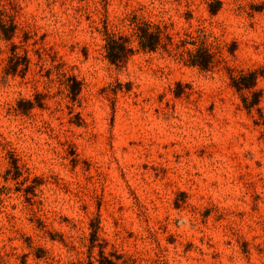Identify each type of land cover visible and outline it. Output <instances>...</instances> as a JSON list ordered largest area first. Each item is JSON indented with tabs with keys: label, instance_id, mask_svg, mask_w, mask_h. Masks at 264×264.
Returning <instances> with one entry per match:
<instances>
[{
	"label": "rangeland",
	"instance_id": "obj_1",
	"mask_svg": "<svg viewBox=\"0 0 264 264\" xmlns=\"http://www.w3.org/2000/svg\"><path fill=\"white\" fill-rule=\"evenodd\" d=\"M3 3L17 29L0 39V264H82L99 248L135 264H264V127L228 78L264 67V0ZM141 23L178 47L138 49ZM106 34L134 49L123 63ZM11 44L23 77L3 71ZM199 45L211 70L181 55ZM57 69L81 82L74 102ZM255 87L264 112V76ZM37 93L44 106L21 113Z\"/></svg>",
	"mask_w": 264,
	"mask_h": 264
},
{
	"label": "trees",
	"instance_id": "obj_2",
	"mask_svg": "<svg viewBox=\"0 0 264 264\" xmlns=\"http://www.w3.org/2000/svg\"><path fill=\"white\" fill-rule=\"evenodd\" d=\"M218 7L219 2H216L215 7L211 8L210 12L215 13L218 10ZM5 14H8L6 4L3 3V0H0V39L10 41L17 26L12 17L11 19H4ZM134 33L138 49L145 52H152L158 48H162L164 51L168 52L172 51V48H169V46L178 47L173 43L171 35L167 34L164 28L157 25L153 26L148 23L138 24L134 28ZM15 48H17L16 45L11 44L9 49L10 53L6 59V65L4 66L3 71L6 75L13 76L19 74L23 77L28 69L30 60L25 54H18L15 51ZM104 48L108 61L115 65L123 63L128 56L134 52V49L129 46L126 38H116L110 34H106ZM182 53H185L187 56L184 60L187 64L198 67L200 70H211L215 66L213 54L203 45H199L192 50H185L184 52H181V55H183ZM52 66L56 68L55 65L52 64ZM51 67L47 69L48 74H51ZM56 75L57 78H62V80L59 79L61 81L60 83L64 84L69 100L74 102L81 90V82L74 75H68L66 72L58 69L56 70ZM260 76H264V67L240 71L237 74H233L230 69L228 70L229 86L238 94L243 108L248 113H251L252 110L257 112V118L254 120V123L264 127V112L259 107L262 91L255 87L257 79ZM42 95L43 94L41 93L35 94L34 100H18L17 109L25 114L34 107L42 108L44 106ZM176 95L179 94L176 93ZM12 168L15 171V174L12 177L16 178L19 175V166L15 161L12 163ZM94 235L95 231L93 230L91 232L92 237L89 248L94 246ZM119 260L120 256L112 253L106 254L102 248H99L98 256L94 261L89 259L82 264H135L128 260H121L120 262Z\"/></svg>",
	"mask_w": 264,
	"mask_h": 264
}]
</instances>
